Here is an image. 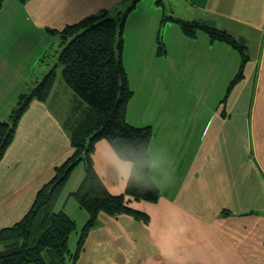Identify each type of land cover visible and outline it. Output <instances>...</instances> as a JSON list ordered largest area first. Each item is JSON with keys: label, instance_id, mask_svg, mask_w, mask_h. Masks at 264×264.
Instances as JSON below:
<instances>
[{"label": "crops", "instance_id": "0c3cea01", "mask_svg": "<svg viewBox=\"0 0 264 264\" xmlns=\"http://www.w3.org/2000/svg\"><path fill=\"white\" fill-rule=\"evenodd\" d=\"M130 1L28 0L23 9L39 33H49L48 28L62 30L101 11L117 17ZM138 2L143 4L140 12ZM177 3L169 7L162 2L159 12L154 0H135L124 25L123 60L137 91L127 117L134 125L146 122L153 128L151 174L160 198L149 202L128 197L130 207L149 215L148 222L101 212L78 264H264V0ZM164 15L206 20L246 43L250 59L244 78L225 102L241 65L239 52L228 43L211 41L204 31L188 37L176 22L162 23ZM7 24L17 31L13 20ZM3 26L1 22L0 121L8 119L14 105L12 90L30 83L25 61L33 59L31 53L15 51L21 62L8 60L18 36L11 37ZM162 30L166 51L159 54ZM169 42L176 44L173 50ZM39 56H34L38 64ZM48 64L42 71L33 64L34 76L47 72L53 63ZM70 97L75 100L58 75L48 98L33 99L22 115L0 162V229L26 214L55 167L74 152L64 125L74 103ZM138 108L147 116L137 118ZM93 159L108 190L124 193L132 162L121 159L105 139L96 143ZM81 164L58 208L82 228L88 212L69 197L84 178Z\"/></svg>", "mask_w": 264, "mask_h": 264}, {"label": "trees", "instance_id": "16d2710c", "mask_svg": "<svg viewBox=\"0 0 264 264\" xmlns=\"http://www.w3.org/2000/svg\"><path fill=\"white\" fill-rule=\"evenodd\" d=\"M19 1L26 3L28 0ZM4 2L0 0V11ZM162 2L157 0L159 5ZM132 9L133 6L117 17L101 11L68 24L62 30L47 29L60 38L57 62L30 91L20 93L9 118L0 121V162L31 101L48 98L58 78V66H62L64 84L76 93L71 112L64 120L74 152L55 167L53 177L37 191L26 214L0 229V264H78L88 233L99 224L101 212L110 216L126 213L145 222L150 220L148 214L130 207L128 198L157 202L161 194L151 174L149 147L153 128L134 125L127 117L134 91L123 60L124 25ZM170 20L179 24L188 37L195 38L199 31H204L211 41L228 43L240 53L241 65L225 93V102L234 86L244 78V68L250 59L246 43L203 19L162 17V23ZM165 51L160 37L158 53ZM79 105L85 107L81 116L74 114ZM102 139L111 144L121 159L133 164L124 193L112 194L96 170L93 153L96 143ZM81 163L85 166L84 178L69 197L85 209L89 217L73 251L69 241L78 226L65 209L58 208V203Z\"/></svg>", "mask_w": 264, "mask_h": 264}, {"label": "rangeland", "instance_id": "374dc122", "mask_svg": "<svg viewBox=\"0 0 264 264\" xmlns=\"http://www.w3.org/2000/svg\"><path fill=\"white\" fill-rule=\"evenodd\" d=\"M134 1L135 0L130 1V4L125 8L124 12L131 8ZM142 1H144L145 3L151 2V0H142ZM177 1H179V0H163L164 3L169 5V7H170V4H172V3H175V5L179 4V3H177ZM154 2L157 3V0H154ZM142 5L143 4L139 3L138 8L136 9L137 12H140V10H142V7H141ZM159 6H160V9H159V12H160V11H162L163 7H162V5H159ZM166 12H167V14H170L168 11H166ZM25 14L26 13L23 9V3H21L19 0H7L5 2V8L3 9L2 13L0 14V16H2L1 22L4 24V26H3L4 32L9 33L11 35V37H13V38L18 36V38H15L11 44L12 48L9 51L8 60L10 62H19V63L21 62L20 58L17 57L16 55H14L15 51L24 52L26 54L31 53V56H33L32 60L27 58L25 61L26 63L30 64L28 66L29 73H31L30 76L28 77V80H29L28 82H30V83H28L26 85L22 84L21 86H18V84H17V89L12 90L11 98L14 102L13 107L16 105V103L18 101L20 93H23L25 91H30V88L34 87L36 85V82L40 81L44 77V75H46L50 71V69L52 68V67H49L48 71L45 72L44 74L39 73L38 76H34V74L37 73V70L35 68H33V64L35 66L38 65V67H39L38 71H42L43 69L48 67V65H49L48 63H56L57 62L58 55H59L58 53H59V50L61 49L59 37H56V36L51 35V34L46 33V32L45 33H39V29L34 28L32 22L30 20L26 19ZM11 20H13L17 31L14 30L10 25L7 24ZM14 32H15V34H14ZM161 32H162L161 33V40H163V44L165 47L166 43H165V39H164V32H163V30ZM168 45L170 47H172V50H173V46H175L176 44L169 42ZM39 53H40V56H39V64H38V62H36L37 60L35 57H36V55L38 56ZM57 71H58L59 77L61 78L62 77L61 76L62 66H58ZM68 89L72 92V94H74V95L76 94L69 87H68ZM132 89L134 91V87ZM134 93H137V91H134ZM212 99L213 98L211 97L210 100H212ZM69 100L72 101L73 99L70 97ZM74 101L75 100H73V102ZM13 107H12V109H13ZM78 109L79 110H76V112L74 114L76 115L79 113V116H81L83 114V111L85 110V107L79 105ZM203 109H206V108H203ZM146 113H148V112L144 108L141 111L138 108V111L135 112V115L137 116V118L142 119V118L147 116ZM9 116H10V113L7 116V118H9ZM143 125L144 126L147 125L146 122ZM67 184H66V186H67ZM66 186H65L64 191H63L64 193L66 191ZM80 228L81 227L78 226L77 229L72 233V235L70 237L71 240L69 241V244H70V248L72 250H75V248L77 246V242H78L79 236H80V234H79ZM31 264H34V263H31Z\"/></svg>", "mask_w": 264, "mask_h": 264}]
</instances>
